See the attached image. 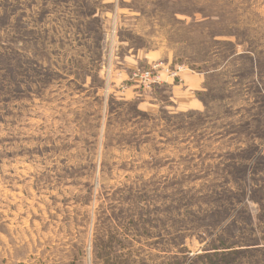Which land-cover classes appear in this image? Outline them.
Listing matches in <instances>:
<instances>
[{"label":"rangeland","instance_id":"374dc122","mask_svg":"<svg viewBox=\"0 0 264 264\" xmlns=\"http://www.w3.org/2000/svg\"><path fill=\"white\" fill-rule=\"evenodd\" d=\"M0 264H264V0H0Z\"/></svg>","mask_w":264,"mask_h":264},{"label":"crops","instance_id":"0c3cea01","mask_svg":"<svg viewBox=\"0 0 264 264\" xmlns=\"http://www.w3.org/2000/svg\"><path fill=\"white\" fill-rule=\"evenodd\" d=\"M184 77H183V81L184 82H182L181 84L182 85H185L187 89L193 91V90H196V87H198L200 85V77H198V76L196 77L194 75H191V76L190 75H187V76H184ZM169 84L170 85H173V82H169ZM193 103H195V105L198 106V104L196 103V101H192L191 102V104H193ZM190 106H192V105H190Z\"/></svg>","mask_w":264,"mask_h":264},{"label":"built area","instance_id":"2783aa9c","mask_svg":"<svg viewBox=\"0 0 264 264\" xmlns=\"http://www.w3.org/2000/svg\"><path fill=\"white\" fill-rule=\"evenodd\" d=\"M182 69L181 68H179V70L178 69H176V70H169V74L168 75H170V76H172V77H174V76H176L178 73H179V71H181ZM148 76H146V77H144V76H142V78L145 80V81H147V78ZM159 79V78H158ZM149 80H151V79H149Z\"/></svg>","mask_w":264,"mask_h":264},{"label":"trees","instance_id":"16d2710c","mask_svg":"<svg viewBox=\"0 0 264 264\" xmlns=\"http://www.w3.org/2000/svg\"><path fill=\"white\" fill-rule=\"evenodd\" d=\"M242 167H244V169H247V167H246L245 165H243ZM243 172H246V171H243ZM243 172H241V173H243ZM255 195H256V190H255ZM254 197H255V196H254ZM254 197L252 196V199H253L255 202L258 201V203L262 204L261 202H259V201H261V200H257V199H260L258 195H257V199L254 198ZM262 205H263V204H262ZM247 217H249V219L252 220V219H253V215H252V213H248Z\"/></svg>","mask_w":264,"mask_h":264}]
</instances>
